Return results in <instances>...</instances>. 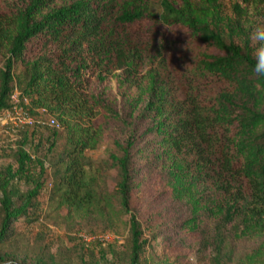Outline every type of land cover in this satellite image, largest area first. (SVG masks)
I'll use <instances>...</instances> for the list:
<instances>
[{
    "label": "trees",
    "instance_id": "16d2710c",
    "mask_svg": "<svg viewBox=\"0 0 264 264\" xmlns=\"http://www.w3.org/2000/svg\"><path fill=\"white\" fill-rule=\"evenodd\" d=\"M53 1L0 3V111L11 105L17 85L34 114L48 108L68 134L49 212L66 224L99 222L116 232L128 226L125 264H188L197 241L211 246L203 241L209 217L215 232L228 233L218 239L211 264H264V77L252 70L251 0ZM177 41L183 48L173 50ZM148 50L160 60L142 81ZM111 75L120 87L139 86L129 99L133 110L144 103L137 116L124 117L109 102ZM113 121L130 133L115 139L111 163L90 171L86 150L109 137ZM16 161L15 172L29 179L31 156L23 147ZM112 167L114 189L107 183ZM43 182L40 175L23 193L5 190L0 245L16 220L35 213ZM147 188L190 208L173 225L180 242L162 232L161 254L146 259L150 242L134 200ZM242 240L255 245L235 257ZM6 255L0 252V264H24Z\"/></svg>",
    "mask_w": 264,
    "mask_h": 264
},
{
    "label": "rangeland",
    "instance_id": "374dc122",
    "mask_svg": "<svg viewBox=\"0 0 264 264\" xmlns=\"http://www.w3.org/2000/svg\"><path fill=\"white\" fill-rule=\"evenodd\" d=\"M22 0H0L2 5L8 4L16 7ZM67 1V0H66ZM65 0H55L52 5H60ZM244 3V2H243ZM245 4V3H244ZM249 16L253 27L257 23H264V0L257 5L254 0L248 4ZM160 10V9H158ZM183 48V42L177 41L173 45V50ZM146 52L143 67L139 71L142 81L147 80L148 71L156 70L160 56L152 50ZM3 58L0 56V66ZM93 85V81L89 87ZM106 97L111 105L118 110L124 117L130 113L137 116L143 107V102L139 108L133 110L129 99L135 97L138 85H125L120 87L114 75L107 81ZM126 92V93H125ZM60 127H33L13 130L10 124L0 120V206L6 192L12 191L23 193L27 189L34 187V181L41 175L43 188L37 197L38 206L32 215L36 218H22L14 222L13 234L8 240L0 245V252L6 253V257L20 261L24 264H125L128 260L129 250V227H123L121 232H116L105 228L99 222L79 223L73 222L66 224L61 217H56L49 212L48 200L50 188L53 184L54 173L58 168V161L64 157L67 147V130L60 122ZM29 130L28 132H26ZM129 128L121 121H113L110 135L100 142L97 148L87 149L86 157L88 168L94 171L102 164L111 163L110 151L116 148L115 139L124 138L129 134ZM26 136V138H25ZM25 138V139H24ZM23 147L31 156L28 165V177L16 173L18 168L16 161L17 151ZM43 167V168H42ZM118 171L115 167L110 168L107 183L110 189H114L117 183ZM8 184L6 185V182ZM16 199V196H15ZM136 214L141 221L144 231V238L149 240V245L145 247L143 258L150 257L151 253L161 254L164 238H156L160 233H168L172 243L180 242V233L173 225L177 221L187 217L190 206L182 200L173 198L170 195H162L159 190L147 188L146 191L137 192L134 200ZM32 211V210H31ZM153 218V221L149 219ZM2 213L0 209V228L2 224ZM130 216H126L129 220ZM203 241L210 242L211 246L197 241L185 256L188 264H211L212 252L216 251L217 241L220 237L227 238L225 231L215 232V221L212 218H205ZM110 233L114 238L103 241L100 239L102 233ZM185 240L190 239L185 237ZM193 240V239H192ZM187 245V241L183 240ZM255 243L249 240L238 241L235 244V257ZM173 261V258H171ZM177 264V263H176Z\"/></svg>",
    "mask_w": 264,
    "mask_h": 264
},
{
    "label": "built area",
    "instance_id": "2783aa9c",
    "mask_svg": "<svg viewBox=\"0 0 264 264\" xmlns=\"http://www.w3.org/2000/svg\"><path fill=\"white\" fill-rule=\"evenodd\" d=\"M30 97L22 92L17 85L14 86L11 93V105L0 111V120L10 124V128L17 131L30 127H53L59 128L60 122L48 108L41 107L34 114L30 109ZM108 232L102 233L99 237L101 240H110L113 237Z\"/></svg>",
    "mask_w": 264,
    "mask_h": 264
},
{
    "label": "clouds",
    "instance_id": "9594fccd",
    "mask_svg": "<svg viewBox=\"0 0 264 264\" xmlns=\"http://www.w3.org/2000/svg\"><path fill=\"white\" fill-rule=\"evenodd\" d=\"M251 39L254 44L252 50V70L258 76L264 77V23L254 25Z\"/></svg>",
    "mask_w": 264,
    "mask_h": 264
}]
</instances>
